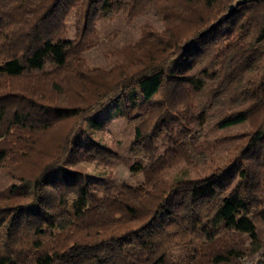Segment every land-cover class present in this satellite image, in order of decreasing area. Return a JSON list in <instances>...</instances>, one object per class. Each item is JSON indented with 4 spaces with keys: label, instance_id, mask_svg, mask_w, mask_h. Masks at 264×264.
<instances>
[{
    "label": "trees",
    "instance_id": "16d2710c",
    "mask_svg": "<svg viewBox=\"0 0 264 264\" xmlns=\"http://www.w3.org/2000/svg\"><path fill=\"white\" fill-rule=\"evenodd\" d=\"M238 1L0 0V167L18 181L0 264H264V0L228 17ZM149 9L162 32L87 64L96 21ZM106 114L133 128L127 156L88 133ZM75 156L139 168L145 190H97Z\"/></svg>",
    "mask_w": 264,
    "mask_h": 264
},
{
    "label": "rangeland",
    "instance_id": "374dc122",
    "mask_svg": "<svg viewBox=\"0 0 264 264\" xmlns=\"http://www.w3.org/2000/svg\"><path fill=\"white\" fill-rule=\"evenodd\" d=\"M77 24V19L73 14L66 23V38L68 40L73 41L77 38ZM146 26H150L159 32L164 30L163 21L153 9H149L137 16H114L99 19L95 24L94 37H89L95 45L84 54L87 64L91 67L112 69L113 66L117 65L116 63L126 61L125 56L127 52L124 49L128 46L136 45L141 40L146 31ZM103 121L104 126L101 130H95L87 126L88 133L91 134L96 142L119 152L123 156H127L126 148L134 137V130L131 125L125 120H116L108 114L103 116ZM212 126L209 123L205 126V129L210 132L213 130ZM250 128V125L235 127L231 130L220 131L218 134L213 135L212 138L215 139L216 136L224 135H239ZM228 141L229 139L226 140L223 149H221V154L217 155L219 159H224L227 152L231 151L230 149L235 144L228 143ZM74 165L83 167L91 177L92 182L95 183L97 190H105L112 183L118 187L128 185L142 192L145 190V177L139 168H135L132 171L124 164L109 168L94 161L87 163L82 156H75L70 167ZM203 168L204 165L200 164L198 170L191 171V176H198L203 171ZM15 171V169L0 167L1 190L18 182L14 174L16 173Z\"/></svg>",
    "mask_w": 264,
    "mask_h": 264
},
{
    "label": "water",
    "instance_id": "95a60500",
    "mask_svg": "<svg viewBox=\"0 0 264 264\" xmlns=\"http://www.w3.org/2000/svg\"><path fill=\"white\" fill-rule=\"evenodd\" d=\"M248 0H240L235 5L231 6L228 17L231 16L237 9L238 6L245 4Z\"/></svg>",
    "mask_w": 264,
    "mask_h": 264
},
{
    "label": "built area",
    "instance_id": "2783aa9c",
    "mask_svg": "<svg viewBox=\"0 0 264 264\" xmlns=\"http://www.w3.org/2000/svg\"><path fill=\"white\" fill-rule=\"evenodd\" d=\"M248 1H251V0H248Z\"/></svg>",
    "mask_w": 264,
    "mask_h": 264
}]
</instances>
